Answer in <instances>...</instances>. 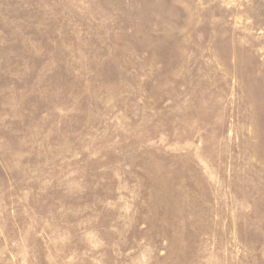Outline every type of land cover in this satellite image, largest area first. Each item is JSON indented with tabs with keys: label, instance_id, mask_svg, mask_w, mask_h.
Here are the masks:
<instances>
[{
	"label": "rangeland",
	"instance_id": "1",
	"mask_svg": "<svg viewBox=\"0 0 264 264\" xmlns=\"http://www.w3.org/2000/svg\"><path fill=\"white\" fill-rule=\"evenodd\" d=\"M0 264H264V0H0Z\"/></svg>",
	"mask_w": 264,
	"mask_h": 264
}]
</instances>
